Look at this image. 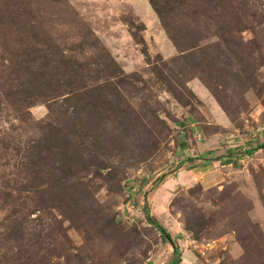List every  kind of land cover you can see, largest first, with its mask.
Returning <instances> with one entry per match:
<instances>
[{
	"label": "rangeland",
	"instance_id": "374dc122",
	"mask_svg": "<svg viewBox=\"0 0 264 264\" xmlns=\"http://www.w3.org/2000/svg\"><path fill=\"white\" fill-rule=\"evenodd\" d=\"M154 6L0 0V264H264V0Z\"/></svg>",
	"mask_w": 264,
	"mask_h": 264
},
{
	"label": "trees",
	"instance_id": "16d2710c",
	"mask_svg": "<svg viewBox=\"0 0 264 264\" xmlns=\"http://www.w3.org/2000/svg\"><path fill=\"white\" fill-rule=\"evenodd\" d=\"M149 1H150L151 5L155 8V6H154V0H149ZM244 5H246V4L244 3ZM263 147H264V145H263ZM250 153H252V152H250ZM145 214H146V218H147L149 224L154 225V227L156 229H158L160 232L164 230L161 226H159L157 223L153 222L152 219H150L149 213H145ZM190 231L196 233V230L194 228H191ZM165 235H168V234L165 233ZM164 237L166 238V236L163 235V239L166 241V239ZM167 239L169 240L170 243L173 244L175 254L177 255V259H175L173 261V264H179V263H181V255H180V249H179L178 245L176 243H173L172 240H170L171 238H170L169 235H168ZM198 239H199V237L196 240H198Z\"/></svg>",
	"mask_w": 264,
	"mask_h": 264
},
{
	"label": "crops",
	"instance_id": "0c3cea01",
	"mask_svg": "<svg viewBox=\"0 0 264 264\" xmlns=\"http://www.w3.org/2000/svg\"><path fill=\"white\" fill-rule=\"evenodd\" d=\"M217 163L220 165L221 168H225V167H230L231 168L232 166H234V163L232 162V159L231 158H227V157H222ZM184 256H185V253H184ZM190 257L192 258V255H190V256L188 254L186 255V259L184 260L185 263H189L190 264V260H189ZM198 260H199L198 261V264H199L200 263V259H198Z\"/></svg>",
	"mask_w": 264,
	"mask_h": 264
},
{
	"label": "built area",
	"instance_id": "2783aa9c",
	"mask_svg": "<svg viewBox=\"0 0 264 264\" xmlns=\"http://www.w3.org/2000/svg\"><path fill=\"white\" fill-rule=\"evenodd\" d=\"M208 246L210 247L211 245L209 244Z\"/></svg>",
	"mask_w": 264,
	"mask_h": 264
},
{
	"label": "water",
	"instance_id": "95a60500",
	"mask_svg": "<svg viewBox=\"0 0 264 264\" xmlns=\"http://www.w3.org/2000/svg\"><path fill=\"white\" fill-rule=\"evenodd\" d=\"M168 237V235H166ZM171 240V239H170Z\"/></svg>",
	"mask_w": 264,
	"mask_h": 264
}]
</instances>
